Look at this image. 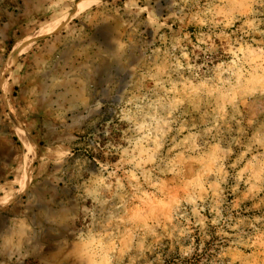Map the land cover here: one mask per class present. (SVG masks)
Wrapping results in <instances>:
<instances>
[{"label": "rangeland", "instance_id": "374dc122", "mask_svg": "<svg viewBox=\"0 0 264 264\" xmlns=\"http://www.w3.org/2000/svg\"><path fill=\"white\" fill-rule=\"evenodd\" d=\"M77 1L0 0V264H264V0H103L10 62Z\"/></svg>", "mask_w": 264, "mask_h": 264}, {"label": "bare ground", "instance_id": "6f19581e", "mask_svg": "<svg viewBox=\"0 0 264 264\" xmlns=\"http://www.w3.org/2000/svg\"><path fill=\"white\" fill-rule=\"evenodd\" d=\"M101 1L103 0H81L78 2L77 8L72 11V13H70L68 16L60 20L49 22L41 26L39 29H37L35 32L28 35L27 37L17 41L11 53L10 62H17L24 55V53L30 51L36 43H38L42 39H45L46 37L53 35L54 33H57L65 26V24L71 21L74 17L78 16L93 5L100 3ZM20 136L24 140L30 141L29 136L22 130L20 131ZM30 177L31 176L29 174L28 178Z\"/></svg>", "mask_w": 264, "mask_h": 264}, {"label": "crops", "instance_id": "0c3cea01", "mask_svg": "<svg viewBox=\"0 0 264 264\" xmlns=\"http://www.w3.org/2000/svg\"><path fill=\"white\" fill-rule=\"evenodd\" d=\"M79 1H81V0H78L76 3H75V6H76V4H78V2ZM75 6L72 8V10L75 8ZM72 10H70V11H72ZM75 18V17H74ZM54 21V20H53ZM52 22V21H51ZM55 34V33H54ZM53 34V35H54ZM52 36V35H51ZM43 40V39H42ZM24 54H26V53H24ZM19 119H18V123H19V120H20V122H21V124L20 125H18L17 126V129H18V133H19V135H20V131L22 130V131H24L28 136H30V133H29V128H30V126H29V128H26L25 126H24V124L22 123V121H21V119H20V117H19V115L18 114H15ZM16 134V133H15ZM17 136V135H16ZM21 137V136H20ZM4 195H1L0 197H3Z\"/></svg>", "mask_w": 264, "mask_h": 264}]
</instances>
